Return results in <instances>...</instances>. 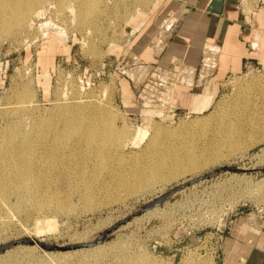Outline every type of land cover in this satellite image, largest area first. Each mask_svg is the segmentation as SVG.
Instances as JSON below:
<instances>
[{"label":"rangeland","instance_id":"1","mask_svg":"<svg viewBox=\"0 0 264 264\" xmlns=\"http://www.w3.org/2000/svg\"><path fill=\"white\" fill-rule=\"evenodd\" d=\"M45 1L39 16L0 17V246L85 244L181 189L103 243H18L0 264H264L263 253L235 248L264 238V66L203 83L210 103L181 110L170 99L180 69L136 58L128 40L155 0H101L81 14L77 0ZM236 2L246 17L264 6ZM69 105L84 109L61 132L73 112L58 108ZM50 124L59 129L47 144L8 143L16 127L18 141ZM187 156L193 168L177 164Z\"/></svg>","mask_w":264,"mask_h":264},{"label":"crops","instance_id":"2","mask_svg":"<svg viewBox=\"0 0 264 264\" xmlns=\"http://www.w3.org/2000/svg\"><path fill=\"white\" fill-rule=\"evenodd\" d=\"M154 2L129 28L128 40L136 46V58L180 69L170 93L177 108L196 112L208 97L200 92L203 83L239 74L248 62L264 66V6L246 17L236 0ZM241 241L236 249L264 254V238L248 235Z\"/></svg>","mask_w":264,"mask_h":264},{"label":"bare ground","instance_id":"3","mask_svg":"<svg viewBox=\"0 0 264 264\" xmlns=\"http://www.w3.org/2000/svg\"><path fill=\"white\" fill-rule=\"evenodd\" d=\"M62 1L63 0H57V2L60 5H62ZM77 1L79 3V6H78L79 12H78V14H81L88 6L89 7L92 6V5L93 6H97V5L99 6L100 2H101V0H77ZM45 2H46L45 0H20V1H15V2H12V0H0V17H4V16L11 17L12 16V12H14V13L19 12V14H20V16L22 18H25L28 15V13H30V12H33L34 16H39V15L44 13L41 8H43ZM71 11H72V9H71ZM81 19L82 18H80V20ZM28 23L29 24L30 23L31 24L34 23L33 19H31ZM78 102L79 101H77L76 103H78ZM86 103H87L86 106H93L94 107L96 105L93 100H88ZM86 106H84V107H86ZM82 109H84V108L83 107H78V106H73V105H71V106L70 105L69 106H60V108H58L59 111H65V112L66 111H72L73 112V115H72L71 118H61L62 121H63V123H62L63 127L62 128L60 127L61 128V132H63L64 130H67L69 128V123L70 122H74L75 115L77 114L78 111H81ZM194 122H196V121H194ZM58 129L59 128L54 126L53 124L47 125L43 129L37 127V128H34V132H33L34 135H31L30 137L27 136L26 138L22 137L21 140L17 141L16 138L21 136V129L16 127V129L13 131V133L11 132L12 134H11V136L8 139V143L15 144L19 148H23V146H27V145L32 146L34 144H42V145L43 144H47L50 141H53V139H54L53 136H55L54 135V131L58 130ZM12 130H13V128H12ZM90 130H95V129L91 127ZM44 131L46 132V137L40 136V135H42L44 133ZM109 131H111V133H112L113 130L111 129ZM123 132H119V135L124 134ZM142 133H145V131L140 130L139 134H142ZM88 136H90V140H95L94 139L95 136H96L95 134H90ZM24 140H26V142ZM159 147L161 148L160 150L163 149L161 145H159ZM160 153L162 154V151ZM153 155L155 156V155H157V153L154 152V153L151 154V156H153ZM195 163H197V162H196L195 159H193V156L192 157H188L187 156V157L181 158V159H179L177 161V164L179 166H181L183 164H187V166H188L187 168H193ZM18 167L20 168V169H17L18 173L21 174V167L22 166L19 165ZM28 170H29V168H28ZM28 170H26V171H28ZM17 179H19L18 186H20V187L27 186L26 180L21 175H18ZM156 212H158V206L154 207L153 209H150V210L144 212L142 214V216L152 215V214H155ZM145 220H146V218H145Z\"/></svg>","mask_w":264,"mask_h":264},{"label":"water","instance_id":"4","mask_svg":"<svg viewBox=\"0 0 264 264\" xmlns=\"http://www.w3.org/2000/svg\"><path fill=\"white\" fill-rule=\"evenodd\" d=\"M215 1L218 2L221 5L224 0H215ZM230 170L234 171L236 169L235 168H230ZM259 172L261 174H264V167L260 168ZM180 189H181V186H179V187L167 192L166 194L154 199L153 201H150L149 203H147L144 206H142L139 210H137L132 216H129V217L117 222L115 225L111 226L110 228L106 229L96 239H94L91 242H88V243H85V244H79V245L60 246V245H57V244H48V243H42L40 241H33V240L24 239V240H21L20 242L14 241V242H10L8 244L1 245L0 246V253H2L3 251L15 246L18 243H28V244L36 243L41 248H43V249H45L47 251H65V250L76 249V248H81V247H91V246H94L96 244L103 243V242H105V241H107L109 239V237L112 235V233L114 231H116L123 224L127 223L133 216L141 215L142 213H144V212H146V211H148L150 209H153L154 207L162 205L170 195L176 193V191H178Z\"/></svg>","mask_w":264,"mask_h":264},{"label":"built area","instance_id":"5","mask_svg":"<svg viewBox=\"0 0 264 264\" xmlns=\"http://www.w3.org/2000/svg\"><path fill=\"white\" fill-rule=\"evenodd\" d=\"M248 67H250V65H249V64H247V65H246V68H248Z\"/></svg>","mask_w":264,"mask_h":264}]
</instances>
